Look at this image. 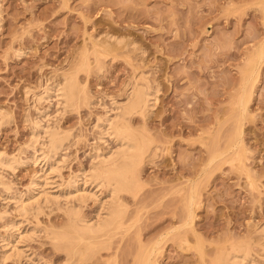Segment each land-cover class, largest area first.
<instances>
[{
	"label": "rangeland",
	"instance_id": "obj_1",
	"mask_svg": "<svg viewBox=\"0 0 264 264\" xmlns=\"http://www.w3.org/2000/svg\"><path fill=\"white\" fill-rule=\"evenodd\" d=\"M262 43L264 0H0V154L16 160L3 175L42 211L31 207L21 217L0 187V239L13 234L5 249L0 240V264L65 262L45 229L65 224L64 206L79 189L99 196L83 208L89 218L108 201L105 188L85 183L95 150L105 155L117 145L100 140L96 125L142 75L157 100L133 124L159 148L142 168V190L123 195L133 227L84 264H105L116 253L120 264H139L157 245L151 264H212L220 249L239 244L251 250L250 264H264V58L248 111L237 105ZM96 44L112 48L96 60ZM88 49L91 68L79 79L92 105L38 103L44 86L62 83ZM53 130L67 142L50 172ZM237 132L246 151L231 149ZM70 181L76 187L68 191Z\"/></svg>",
	"mask_w": 264,
	"mask_h": 264
},
{
	"label": "bare ground",
	"instance_id": "obj_2",
	"mask_svg": "<svg viewBox=\"0 0 264 264\" xmlns=\"http://www.w3.org/2000/svg\"><path fill=\"white\" fill-rule=\"evenodd\" d=\"M128 45L129 44L126 46ZM97 47H99V45H94V51L91 53L96 56V60H98L99 55L105 54L109 48H112L110 45H107L102 51H99ZM90 50L91 49H88L84 53L82 60L72 73L64 75L62 83H56L54 86L47 84L44 88L42 87L43 91L41 94H36L38 95L37 102L48 100L51 105L52 101L57 99V104H61L66 108L65 110H67V108L78 109L87 104L92 105L88 88L87 86H82L79 79V74L81 72H89L91 68ZM263 58L264 43L256 50V54L250 59L245 70L242 91L237 101V105L243 113L247 112L249 109L254 94V87L259 80L261 61ZM151 85L148 79L142 75L137 82L131 85L132 87L129 89L130 92L127 93L125 102H116L113 103V107H106L107 112L104 114L105 116L103 115L104 117L98 119L96 129H98L100 140L111 137L117 144L116 149L110 150L105 155H101L99 151L95 150L98 162L93 164L90 169L83 174L85 176V183L90 181L92 184L96 185L97 188H105L110 195V197L108 196L110 200L108 198L106 199L108 201H102V205H99L101 208L97 210L95 217L89 218L84 214L83 208L87 205L89 199L99 201V196L97 193H91V191H87L86 189L83 191L79 189L75 201L68 200L66 202L67 206H64L67 217L65 224L45 229V233L52 240L56 249L58 251H63L66 255L65 262H62V264H84L94 253L102 250H110L114 240L119 235L128 233L133 227L129 218V205L123 195L129 194L135 197L142 190V168L153 152L154 147L156 150L159 148L155 146L154 139L145 132L137 129L133 124V117L136 115L145 116L155 105L153 103L154 100H157L156 93L158 90L155 89L156 86L153 87ZM114 111L116 112L115 115L110 117L109 112ZM40 114L44 116L43 114L45 113L42 111ZM41 123H43L42 117H40L39 120H34L35 128L42 127ZM48 134L49 141L46 149L48 157L47 170L51 172L54 169L52 160L59 151L63 149L62 147L65 146L67 136L59 130L48 131ZM240 134V132H237L236 136L231 140V149L240 146L246 151V148L239 140ZM36 140L37 138L33 139L34 144ZM239 160L243 162L241 157H239ZM15 162L16 160L13 158L0 154V187L2 186L4 191L11 196L16 211L21 217H24L30 212V209L32 210L35 199L32 200L34 203L30 204L25 200L22 194L19 196L14 194L11 184L5 180L6 178L3 175L6 168L14 170L16 165ZM74 183V181H70L68 191H70V188L76 187ZM194 199V195H191L188 204V224L191 225L194 218L192 209ZM36 204L38 205L39 202L35 203V205ZM40 208H35L37 215H39L37 210L41 211ZM60 208L62 207L60 206ZM2 219L3 216L0 213V220ZM10 230L11 229H8V233L0 239L1 243H3L2 248L4 249L9 247V240L13 236ZM156 247L147 257L141 258L138 263L151 264L152 255L157 252ZM198 250L201 251L200 248H198ZM251 256L249 247L243 244L233 245L231 249H220L213 259L212 264H250ZM105 264H120L118 254L116 253L105 260Z\"/></svg>",
	"mask_w": 264,
	"mask_h": 264
}]
</instances>
